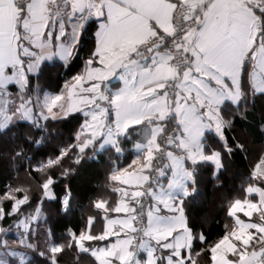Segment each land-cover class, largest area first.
Returning <instances> with one entry per match:
<instances>
[{"label":"snow or ice","instance_id":"1","mask_svg":"<svg viewBox=\"0 0 264 264\" xmlns=\"http://www.w3.org/2000/svg\"><path fill=\"white\" fill-rule=\"evenodd\" d=\"M90 28L92 47L82 70L59 93L44 91L45 62L68 67ZM258 97L264 98V0H0V136L30 125L12 160L30 161L25 145L40 148L56 124L73 117L79 120L75 142L29 165V175L41 174L43 199H59L60 212L69 213L71 188L65 185L62 198L50 194L56 183L51 170L62 167L69 152L80 165L99 162L105 150L115 156L108 157V179L120 196L114 207L93 201L103 213L101 231L93 230L96 216L78 233L70 230L67 242L58 243L48 229L41 251L32 242V225L42 201L21 219L17 213L31 206L30 197L9 187L0 197V233L23 232L17 249L0 240V264H31L33 252L40 264H60L65 251L77 262L86 254L96 264H199L202 255L209 264H264V156L251 174L259 184H249L243 200L229 202L233 224H225L215 242L195 230L185 207L199 194L204 166L218 177L232 156L247 151L229 133ZM134 136L140 138L136 156L121 168L119 158ZM75 171L65 168L60 178ZM9 219L13 223L4 227Z\"/></svg>","mask_w":264,"mask_h":264},{"label":"trees","instance_id":"2","mask_svg":"<svg viewBox=\"0 0 264 264\" xmlns=\"http://www.w3.org/2000/svg\"><path fill=\"white\" fill-rule=\"evenodd\" d=\"M93 31L94 29H89L87 36L80 45L78 55L73 58L68 67H63L60 62L50 65L51 68H48L45 73L46 85L56 84L54 90L59 91L62 81L82 70L92 47ZM55 127L57 131L53 132L40 148L30 149L25 145L26 156L31 158L30 161L19 158L13 161L11 158L14 155V149L18 145L24 144L23 137L30 130V125L22 123L19 127L0 136V197L4 196L9 187L24 190L22 193H17L18 197H22L24 194L29 195L31 206L25 204L20 207V212L17 213L20 218L22 214H31L42 201L40 217L32 225L35 230L32 241L36 242L35 244L41 251H45L48 247V229L54 233L58 243L67 242L70 230L78 233L84 229L88 217L100 215L93 207V201L104 199L112 207L116 200L115 193L110 189L112 181L108 179L113 167L108 157L111 155L115 159V156L109 150H105L99 156V162L95 159L84 160L80 165L73 162L74 152H69V157L73 158L65 157L62 161V167H55L51 170L55 173L56 179L52 189L53 195L62 198L65 195V185H69L71 188L73 207L69 213L60 212L59 199H43V191L40 188L41 174L33 171L29 175V165L34 167L48 158H54L61 148L74 143L73 137L79 127V120L69 117L67 120L56 124ZM229 135H235L245 143L247 151L237 152L227 161L226 170L218 176L220 182L218 186L214 185L217 182L213 178L212 166H204L200 171V174L203 173L200 178L203 189L199 190L195 200L190 201L188 209L192 225L197 232L202 231L207 236L208 244L215 242L224 233L225 224H231V218L227 216L229 201L241 197L244 187L251 181V169L264 153V98L258 97L255 105L249 106L246 119H236L235 127ZM208 136L210 137L209 143L215 144V139L211 134ZM135 138L134 136L132 140L126 143V151L120 156L118 165L119 163L126 165L128 162L132 152L131 146L136 141ZM87 155H92L91 151ZM65 168L76 169V171L67 178L61 179L60 172ZM3 203L5 206H10L12 201L5 199ZM13 219L7 220L3 226L11 225ZM5 238L8 247L18 248L19 236L17 234H7ZM201 247H206V245ZM40 259L35 252L31 253V264H40ZM59 260L60 264H81L92 261L89 256L82 255L77 262L74 259V253L70 251L59 254ZM199 262L209 264L208 257L202 255Z\"/></svg>","mask_w":264,"mask_h":264},{"label":"crops","instance_id":"3","mask_svg":"<svg viewBox=\"0 0 264 264\" xmlns=\"http://www.w3.org/2000/svg\"><path fill=\"white\" fill-rule=\"evenodd\" d=\"M55 62H60L59 60H54V61H47V62H45V65H46V69H45V73H46V71H47V69L48 68H51V64H54ZM61 63V62H60ZM64 67V66H63ZM60 69V68H59ZM45 73H44V75L41 77V79H40V81H39V83H40V86H41V88L44 90V91H46V92H49L50 94H57V93H59L61 90H62V86H63V84L66 82V81H70L71 80V78H72V76L71 77H69L67 80H65V81H62L63 83H62V85H61V88L59 89V91H55L54 89L56 88L55 86H56V84H48V85H46V81H45ZM74 76V75H73ZM112 83H116V81H112ZM46 85V86H45ZM206 135H208V134H206ZM136 137V136H135ZM136 139V141L134 142V144L135 143H137V142H139L140 141V138L139 137H136L135 138ZM134 144L131 146V149H132V152H131V157L128 159V162L126 163V165H123V163L122 164H120L119 163V167H121V168H124V167H128V165H130L131 164V162H132V160L135 158V156H136V150H135V148H134ZM126 151V150H125ZM124 151V152H125ZM124 154V153H123ZM122 154V155H123ZM262 156H264V153H263V155H261V157ZM260 157V158H261ZM259 161H260V159H259ZM259 161H257V163L255 164V166L259 163ZM255 166L251 169V174H252V172H253V170H254V168H255ZM130 171H132V170H134V169H129ZM202 174L203 173H201V174H199V177H198V180H199V188H200V190L201 189H203V184H201L200 183V178H201V176H202ZM251 176V175H250ZM214 178V177H213ZM214 179H216V184H214V185H216V186H218V185H220V182L218 181V177H215ZM113 183L114 182H112L111 183V190H112V185H113ZM249 184H254V185H258L259 184V182L258 181H255V180H252L251 179V181L244 187V189H246L248 186H249ZM116 186H120V185H116ZM122 187V186H121ZM50 194H52L53 195V192H51ZM115 195H116V200H115V202L113 203V205H112V207H114L115 205H116V203H117V201L120 199V196H119V194H117V193H115ZM245 196H246V193H245V191L243 190V194L241 195V197H237L238 199H241V200H243L244 198H245ZM237 198H233V199H231L230 201H233L234 199H237ZM229 201V202H230ZM189 204H190V201H186L185 202V207H186V210H187V212H188V209H189ZM229 206V205H228ZM111 207V206H110ZM228 209V208H227ZM189 214V213H188ZM103 215V213H100V215L99 216H97V220H96V222L94 223V225H93V230L95 231V232H99V231H101L102 230V228H103V225H104V223H105V221H103L102 219H100V217ZM110 215V218H117L118 217V214H115V213H110L109 214ZM120 216H122V214H119ZM238 215L240 216V218L241 219H244V220H247V218L246 217H244L243 216V214L242 213H238ZM228 216V215H227ZM231 218V217H230ZM256 219V217L254 216L253 217V220H255ZM233 224V219L231 218V224H229L230 226ZM114 239V238H113ZM104 243H108L107 241L106 242H104ZM93 245L95 246V242H93ZM10 249H15V248H11V247H9ZM86 255V254H85ZM141 255H146L145 253H141ZM88 256V255H87ZM90 257V256H89ZM91 259H92V261L90 262H83V263H81V264H96V262L94 261V258H92V257H90ZM199 264H204V263H202V262H199Z\"/></svg>","mask_w":264,"mask_h":264},{"label":"rangeland","instance_id":"4","mask_svg":"<svg viewBox=\"0 0 264 264\" xmlns=\"http://www.w3.org/2000/svg\"><path fill=\"white\" fill-rule=\"evenodd\" d=\"M49 93V92H48ZM16 195H17V193H16ZM215 210V209H214ZM34 212V211H33ZM32 212V213H33ZM214 212V211H213ZM28 215H24V214H22L21 215V219H24L25 217H27ZM21 232H23V229H18V228H16V227H13L12 229H11V232H9L8 234H17L19 237H20V234H21ZM4 239H6L5 238V235L4 234H2V233H0V240H4ZM18 242V241H17ZM34 244L36 243V242H34V241H32Z\"/></svg>","mask_w":264,"mask_h":264}]
</instances>
